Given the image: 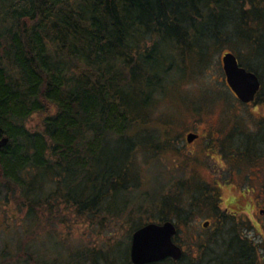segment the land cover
Masks as SVG:
<instances>
[{
	"label": "trees",
	"instance_id": "trees-1",
	"mask_svg": "<svg viewBox=\"0 0 264 264\" xmlns=\"http://www.w3.org/2000/svg\"><path fill=\"white\" fill-rule=\"evenodd\" d=\"M223 47L264 78V0H0V264H132L129 241L89 247L69 229L143 207L137 134L153 146L152 111ZM156 198L158 222L130 241L172 221L179 244L195 210L218 207L208 185ZM218 235L194 230L179 261L152 264H253L246 238L221 256Z\"/></svg>",
	"mask_w": 264,
	"mask_h": 264
},
{
	"label": "rangeland",
	"instance_id": "rangeland-1",
	"mask_svg": "<svg viewBox=\"0 0 264 264\" xmlns=\"http://www.w3.org/2000/svg\"><path fill=\"white\" fill-rule=\"evenodd\" d=\"M220 49L211 55L212 57L202 70H198L185 84L179 86L177 90L171 87L166 99L152 111L151 117L160 122L156 125L158 130L152 134L156 138L153 141V146L144 142V138L151 136L150 133L137 134L139 135V145L134 149L137 163L134 168L138 173L139 186L133 192V201L143 204V207L140 208L136 203L132 206L133 213L130 216L124 214L121 218L105 222L102 224L103 227H97L95 230L87 231L83 226L81 228L71 227L69 233L74 242L79 240L89 247H99L100 243L110 244L117 239L123 244L127 241L130 244L129 229L134 223L158 222L159 210L155 206L157 202L152 204L155 201L150 200L151 206L144 205L149 202V198L157 197L158 200L161 195L180 194L183 196L189 194L191 190L185 189L187 183L184 182L187 181L191 172H193L191 176L194 179V184L201 183L200 186L206 183L208 186L219 188L220 186L216 182L222 178L227 179L228 170L221 171L219 166L225 164L231 172L230 166L233 161L225 158L222 163L216 150L212 152L214 145L211 139L214 136L211 131L215 128L218 130L227 129L231 125L237 124L245 130L254 120L246 109H237L236 100L225 85L221 56L228 52V48ZM241 55L242 57L248 56L246 52ZM260 71L263 74V71ZM260 81L264 87V78ZM35 120L36 118H33L32 125L36 124ZM165 123L167 128L172 127L171 130L167 131V128L161 127V124ZM195 124H199L205 130L203 133L209 131L207 139L185 147L184 135L191 131L196 126ZM144 144L146 147L143 146ZM201 148V155L203 154L201 164L197 160L189 159V153L198 154ZM263 172L264 170H260L261 174L257 173L263 175ZM231 178L233 176L229 177V179ZM217 192L218 197L222 198L219 204L217 202V208L201 207L194 211L189 229L180 225L179 245L184 250L182 243L188 238H192L190 235L194 230L199 231L205 238L210 237L215 231H219L221 234L218 235L220 244L216 247V251L222 256L228 249L238 253L239 247L235 246L237 244L235 243L236 237L242 236V238H246L247 242L251 239L250 241L254 245L250 252L253 264H264V220L260 229L252 227L255 225L253 212L241 214L242 211L238 212L237 206L228 205V202L237 196V192L228 187H222ZM259 196L258 194L257 197L263 199L261 198L263 195ZM224 207H227L228 211L225 212ZM232 212H238V214ZM204 221L211 222V225L203 228ZM259 222L261 221L259 220ZM81 232H83L82 235ZM122 249L123 247L119 248L121 253L125 252ZM187 255V258L193 261L198 260L194 250L189 249Z\"/></svg>",
	"mask_w": 264,
	"mask_h": 264
},
{
	"label": "flooded vegetation",
	"instance_id": "flooded-vegetation-1",
	"mask_svg": "<svg viewBox=\"0 0 264 264\" xmlns=\"http://www.w3.org/2000/svg\"><path fill=\"white\" fill-rule=\"evenodd\" d=\"M260 88L255 94L253 100L248 103L241 102L230 91L236 100V106L238 108L236 106L235 107L239 110L246 109L248 111V114L254 120L252 123H250V126H248L247 129L243 130L239 126H237V124L235 126L231 125L227 129L218 130L217 128H215L213 129V131H211V134L214 136L211 139L213 140L214 145V149H212V152L216 150L217 154L219 155L218 158L222 161V163L225 158L229 160L231 159L233 161V164L230 166L231 172L225 164H223V166H219V169L221 171H225V169L226 171L228 170V177L227 179H219L216 182L220 186L219 188L214 186L212 187L216 188L217 190L221 189L222 187H228L233 191H236L237 196L233 197L231 201L228 202V205L237 206L239 209L238 212L242 211L241 214H248L253 212L252 214L255 218L253 221L255 225H252V227H255L256 229L261 228V226L263 225L262 221L264 220V172L262 173L263 175H259L261 174L259 173V171L264 170V93L260 92ZM197 125L193 129H191V131L185 133V147H190L192 145L200 143L202 139H207L209 131L207 130L205 133H203V131L205 130H203L199 124ZM161 127L167 128L166 124H161ZM171 128H167V131L168 129L171 130ZM188 136H192L193 139L189 141L187 138ZM201 153L202 148L198 151V154H193L191 152L189 153V159H192L193 161L197 160L201 164V158L203 155H201ZM243 169L245 170L243 171ZM192 173L193 172H191V174ZM191 174L187 177V181H185L184 183H187L186 186L189 189L194 190V188H196V186H200L201 183L194 184V179H192ZM232 176L233 178L229 179V177ZM203 185L208 184L205 183ZM257 193L260 196L263 195V197H261L263 199L258 198ZM221 201L222 198L218 197V204ZM224 210L226 212L228 211V208L224 207ZM238 212L232 213L238 214ZM259 220L261 222H259ZM208 226H210V222ZM250 240H248V243H250L251 246H254Z\"/></svg>",
	"mask_w": 264,
	"mask_h": 264
},
{
	"label": "water",
	"instance_id": "water-1",
	"mask_svg": "<svg viewBox=\"0 0 264 264\" xmlns=\"http://www.w3.org/2000/svg\"><path fill=\"white\" fill-rule=\"evenodd\" d=\"M221 65L225 83L230 91L243 103L251 102L260 88L257 75L241 67L236 56L226 52L221 56ZM192 140V136L187 137ZM7 139L0 140V147ZM208 221L202 223L207 228ZM177 229L172 221L148 223L136 229L131 235L129 258L132 264H152L170 259L177 262L181 259L183 249L174 241Z\"/></svg>",
	"mask_w": 264,
	"mask_h": 264
}]
</instances>
